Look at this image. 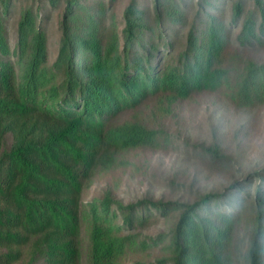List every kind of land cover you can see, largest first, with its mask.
I'll list each match as a JSON object with an SVG mask.
<instances>
[{"label": "trees", "instance_id": "trees-1", "mask_svg": "<svg viewBox=\"0 0 264 264\" xmlns=\"http://www.w3.org/2000/svg\"><path fill=\"white\" fill-rule=\"evenodd\" d=\"M118 3L0 0V264H264V168L193 200H85L170 145L177 103L264 104V0Z\"/></svg>", "mask_w": 264, "mask_h": 264}, {"label": "rangeland", "instance_id": "rangeland-1", "mask_svg": "<svg viewBox=\"0 0 264 264\" xmlns=\"http://www.w3.org/2000/svg\"><path fill=\"white\" fill-rule=\"evenodd\" d=\"M127 2L119 0L118 13ZM55 39L53 35L52 42ZM150 113L151 109L144 110L145 116ZM165 122L171 141L168 147L125 154V164L98 176L86 190L85 200L108 190L125 204L142 198L193 200L197 194L223 190L264 168V104L240 107L228 93H206L177 103ZM214 144L226 155L218 165L198 148ZM161 227L156 224L148 232L156 234Z\"/></svg>", "mask_w": 264, "mask_h": 264}]
</instances>
